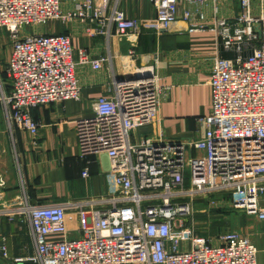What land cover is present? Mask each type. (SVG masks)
I'll return each instance as SVG.
<instances>
[{
  "label": "built area",
  "instance_id": "built-area-1",
  "mask_svg": "<svg viewBox=\"0 0 264 264\" xmlns=\"http://www.w3.org/2000/svg\"><path fill=\"white\" fill-rule=\"evenodd\" d=\"M92 1L84 4V12L62 14V0H0V29L12 38L6 63L10 90L0 92L10 130L16 127L35 137L38 123L31 110L79 100L76 64L98 69L104 61L83 52L75 61L68 34L26 33L24 27L90 16L101 27L105 19L113 23L118 34L137 32V19L119 9L103 18ZM205 1L149 0L157 30L167 29L179 16L188 19L191 13L184 7ZM239 2L235 23L215 19L223 48L235 55L214 61L208 80L210 110L199 119L203 136L187 144L146 136L133 142L135 128L157 121L158 80L150 70V77L115 82L111 96L91 102V116L73 123L79 157L105 154L116 193L57 203L31 204L25 197L1 203L0 217L25 220L34 245L32 254L9 258L3 242L4 259L11 264H257V248L246 236L227 231L213 244L182 223L198 200L210 204L216 196H226L234 209L264 219V16H251L250 0ZM203 17L200 13L199 19ZM71 212L80 237H68Z\"/></svg>",
  "mask_w": 264,
  "mask_h": 264
},
{
  "label": "crops",
  "instance_id": "crops-1",
  "mask_svg": "<svg viewBox=\"0 0 264 264\" xmlns=\"http://www.w3.org/2000/svg\"><path fill=\"white\" fill-rule=\"evenodd\" d=\"M85 1L62 0V14L83 10ZM92 3L103 18L119 9L126 17L137 19V32L118 34L113 23L105 19L101 27L90 16L52 19L33 28L32 32L37 33L68 34L75 61L82 52L91 60L104 58V61L98 69L90 63L76 64L79 100L48 103L31 110L38 123L35 137L16 127L10 130L0 110V204L15 203L24 197L31 204H42L114 195L109 159L103 153L79 157L73 122L91 116V102L99 96H111L117 78L133 76L137 69L152 70L158 80L160 107L154 124L132 131L133 142L146 136L165 143L187 144L204 134L205 127L199 119L210 110L208 80L214 61L235 55L223 48L215 19L225 18L235 23L241 11L239 0L189 3L184 8L191 16L188 19L179 16L163 30H157L155 9L149 0H93ZM181 12L182 8L179 15ZM200 13L203 20L199 19ZM250 14L264 16V0H250ZM193 24L198 25L197 29L190 30ZM100 29L104 33L97 31ZM130 49L134 50L133 56L129 55ZM11 50L10 44L5 63ZM194 153L188 150L189 155ZM261 203L264 205V199ZM228 211L231 213L222 234L236 231L246 236L257 248V264H264V219L232 208ZM70 214L68 236L77 227L75 213ZM184 222L190 225L188 218ZM207 238L213 244L220 242L218 237ZM3 242L9 258L30 255L34 250L28 223L19 217L12 220L0 217V244ZM0 264H11L3 258L1 250Z\"/></svg>",
  "mask_w": 264,
  "mask_h": 264
},
{
  "label": "rangeland",
  "instance_id": "rangeland-1",
  "mask_svg": "<svg viewBox=\"0 0 264 264\" xmlns=\"http://www.w3.org/2000/svg\"><path fill=\"white\" fill-rule=\"evenodd\" d=\"M86 2L87 0L85 1V3ZM91 5L94 8V5L92 3ZM83 8L84 9L80 11L84 12L85 6H83ZM33 28L34 27L32 26H26L24 27V32H32ZM0 32V92L3 91L5 92V94H8V91L10 90V82L6 73L5 59L6 51L7 49H9L10 44H12V38L11 35L4 29H0ZM0 108V110L2 111L1 105ZM210 200H212L210 204H207L206 201L198 200L194 205V213L188 218V222L190 223V225L185 224V219L182 221V223L183 226H193L195 234L213 239L215 237L219 238L222 234L223 226H225L224 224L227 222L229 214L231 213V211H228V208H234L232 207L231 200L226 196L211 197L209 201ZM68 237H80V234H78L77 232H73L72 235H69Z\"/></svg>",
  "mask_w": 264,
  "mask_h": 264
},
{
  "label": "water",
  "instance_id": "water-1",
  "mask_svg": "<svg viewBox=\"0 0 264 264\" xmlns=\"http://www.w3.org/2000/svg\"><path fill=\"white\" fill-rule=\"evenodd\" d=\"M151 76V72L149 67H144L142 70L137 69L135 74L133 76H127L125 78H117V81H123V80H134L139 78H147Z\"/></svg>",
  "mask_w": 264,
  "mask_h": 264
},
{
  "label": "trees",
  "instance_id": "trees-1",
  "mask_svg": "<svg viewBox=\"0 0 264 264\" xmlns=\"http://www.w3.org/2000/svg\"><path fill=\"white\" fill-rule=\"evenodd\" d=\"M233 57V56H232Z\"/></svg>",
  "mask_w": 264,
  "mask_h": 264
}]
</instances>
